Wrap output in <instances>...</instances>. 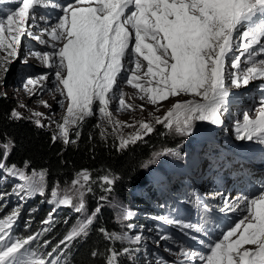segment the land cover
I'll return each mask as SVG.
<instances>
[{
	"label": "snow or ice",
	"instance_id": "6c2138e0",
	"mask_svg": "<svg viewBox=\"0 0 264 264\" xmlns=\"http://www.w3.org/2000/svg\"><path fill=\"white\" fill-rule=\"evenodd\" d=\"M8 2L18 6L0 14V71L5 74L8 65L18 57L22 39L30 35L29 29L38 16L37 9L50 6V0ZM75 4L79 6L69 4L63 7L57 23L50 30L45 29L50 39L62 46L57 47L54 43L51 52L34 53L45 67L55 66L56 88L67 101L65 115L57 124L53 142L75 143L69 139L70 128L79 126L97 111L100 118L112 126L119 139L118 151L153 131L152 123L140 121L127 137L117 132L121 122L113 121L108 106L125 69V60L134 65L128 68L130 75L126 77V83L142 93L141 100L146 96L149 103L155 105L181 94L200 98L176 101L163 117L155 118L156 124H162L182 137L192 134L197 121L211 125L222 123L230 95L226 81L235 88H241L260 80L264 92V0H75ZM31 38L46 44L40 37ZM145 62L146 70L141 76L138 73L145 69ZM229 64L231 71L226 67ZM45 79L47 76L28 77L24 88L31 91L30 86L35 88ZM58 102L63 104V101ZM42 103L49 107L46 101ZM119 105L122 109L132 107L126 104L123 93ZM32 117H35L32 122L37 127H43L42 113L34 112ZM22 118L15 109L12 110L10 119ZM235 131L238 140L255 139L264 145V100L254 118L248 112L243 113L242 122L237 124ZM101 134H104L103 129ZM10 143L0 145L5 158L9 154ZM166 154L178 156L174 150H166ZM27 167V162L24 168H19L0 161V179L20 181L13 186L11 194L0 193V200L8 195H16L19 199H28L36 193L44 195L45 172L33 170L28 175L25 172ZM90 179L88 170H81L72 180V195L66 192L60 196L53 188L51 196L54 199L48 202L71 206L77 213H84L83 189ZM100 179L105 185L114 183L108 175ZM87 191L91 188L88 187ZM242 203L247 215L210 244L209 252L198 254L181 246L176 253L175 264H192L196 259L201 264H264V186L257 196H244ZM191 204L199 207L195 199ZM98 212L99 208L74 225L59 244L42 256L31 248L41 233L26 237L13 235L20 209H12L0 217V264H61L63 249L68 248L73 240L88 235ZM127 218L125 215L124 219ZM157 219L181 229H193L197 233L203 231L200 227L167 216ZM52 223V213L41 221L42 225L49 227ZM49 227L43 231H48ZM99 231L106 240L128 245H139L143 239L140 235L129 237L126 233H108L103 228ZM158 236V246L160 241L171 239L159 233ZM49 245V241H43V246ZM246 245L253 247L247 248ZM137 251L138 248L130 246L122 247L119 252L109 248L104 264H119L120 256L134 259ZM91 255L96 257L98 252L93 251Z\"/></svg>",
	"mask_w": 264,
	"mask_h": 264
},
{
	"label": "rangeland",
	"instance_id": "374dc122",
	"mask_svg": "<svg viewBox=\"0 0 264 264\" xmlns=\"http://www.w3.org/2000/svg\"><path fill=\"white\" fill-rule=\"evenodd\" d=\"M50 2L54 6L51 4V7L37 9L38 13L40 12L47 17H43V21H47L46 27L49 28L57 22L52 24V19L49 20L48 18L51 15L57 14L55 10L62 15V8L70 3L69 0H50ZM15 7H17L15 3H9L8 0H0V14ZM33 29L32 25L29 29L30 35L22 39V44L18 49V57L8 65L7 73L5 74L0 71V97L8 99L21 117L31 122L35 119V117H32V113H42L41 123L43 127L39 128L48 132L53 137L57 131V124L62 122V118L65 115L67 101L64 97L60 96L56 88L55 66L47 68L43 65L42 61H37L32 56L36 52L52 51L46 44H41L38 40L31 38L33 36H40L38 31L35 32ZM226 67L231 71L230 64L226 65ZM40 76H47V79L40 81L35 88L30 86L31 91L24 88V81L28 77L38 78ZM127 76L124 75L119 80V84L114 92V98L108 106L110 112L113 111L115 100V105L117 103L119 105V101H117L119 96L116 97V95L121 92V86L127 87ZM261 84L262 81L256 80L246 87L235 88L231 85L230 81H226L230 95L228 98V110L222 116V123L220 125H211L207 122L197 121L193 125V132L190 136L182 137L174 134L162 124H156L155 118H151L150 115L147 117L141 115L139 118L136 117L137 113L133 111L124 114L121 112L116 113L121 118H119L121 127L117 129V132L125 137L135 131L140 121H144L153 124V131L151 133L162 129L166 137L172 140L171 145L158 148L148 160L140 164L135 171L137 180H135L134 186H128V189H130V197L128 198H139L138 200L141 202L148 201L152 203L153 207L157 206V202L161 204V207L174 204V208L170 210L174 214V218L172 219L180 220L183 223H189L203 229L202 232L197 233L193 229H181L168 225L154 216L139 214L132 204L121 196L107 193L103 197L100 206H105L111 210L114 216V224L118 227L119 234L126 233L129 237H135V234L139 232V235L143 238L140 244L134 247L139 249V251L134 253L136 259H129L123 256V258L127 259L128 263L139 264L137 260H140V264H165V262L166 264H175L177 259L176 253L181 246L192 251L198 250L200 247H206L211 244V240L214 243L216 239L222 237L223 232L234 227L239 222L237 220L234 224L232 222L230 227L223 228L219 222L217 223V220L221 217L218 213L227 215L231 220H234L235 214L229 211L233 209L224 208L226 207V202L234 198L235 203H237V200L242 202L244 196L255 197L259 194L261 186L264 185V170L261 168L260 163L255 164V162L264 163V145L255 139L252 141L238 140L236 139L235 131L237 124L242 122L244 112H248L253 118L255 117L256 111L260 107L258 106L259 102L262 100H257L253 94L262 95ZM4 93L7 95L5 96ZM145 98L147 99V97ZM178 98L169 97L167 100L159 101L157 104L152 105L154 107L166 106L161 109L157 117H163L167 111L166 108H170L176 101L183 102L200 99L199 97L183 94L178 96ZM42 101H46L49 107H45ZM58 101H63V104ZM21 105H24V107H21ZM138 106L140 108V105ZM144 107L146 106L144 105ZM148 107L150 106L146 107V111L156 109H148ZM113 121L118 120L114 119ZM84 123L89 126V130L95 138L110 139L112 144L119 148V139H117L116 134L113 132L112 126L100 118L98 111L94 115L86 117L79 126L70 128V140L74 141L76 139L78 130ZM102 129L103 135L101 134ZM228 141H230V146L226 145ZM55 142L66 145L62 140H56ZM3 144V142H0V145ZM166 150H174L178 153V156L166 154ZM8 151L10 152V147ZM0 152L2 153L0 161L6 162L7 157H4L2 148H0ZM215 160H217L216 163H214ZM248 162L254 166H248ZM25 172L31 175L33 170L25 168ZM35 172L39 173L41 171L35 170ZM19 182L13 178L0 179V193L7 192L11 194L13 186ZM179 182L183 186L174 189ZM53 188L57 189L60 196H63L66 192L68 195H72V182L64 185L55 184L51 187L45 174L44 195L36 193L28 199H19L16 195H8L3 200H0V205L5 204L4 209L9 204L12 209L19 208L20 214L16 223L18 222L19 227L23 228L26 227L27 223L26 218H22V214L38 209V206L35 207L36 202H34V199H41L42 202L52 208L51 210L55 209L54 213L60 209L69 211L78 218V223L88 215H91L86 203L84 213H77L71 206H57L55 203H49L50 199H54L51 196ZM83 191L85 201L86 188ZM126 195L128 196V194ZM193 199L199 202L198 208L192 206L191 200ZM125 215L128 216L127 219H124ZM162 216L168 217L169 215L168 213H164ZM218 224L220 227L214 231L213 238L210 237L208 230H213ZM158 233L170 236L171 239L160 241L158 246L156 243L159 239ZM37 243L38 240L35 245ZM245 247L251 248L253 246L246 245ZM205 252L196 253L204 254ZM192 264L201 263L199 259H196L192 261Z\"/></svg>",
	"mask_w": 264,
	"mask_h": 264
},
{
	"label": "trees",
	"instance_id": "16d2710c",
	"mask_svg": "<svg viewBox=\"0 0 264 264\" xmlns=\"http://www.w3.org/2000/svg\"><path fill=\"white\" fill-rule=\"evenodd\" d=\"M14 107L11 102L0 97V142L7 144L9 141L10 152L7 155L6 163L24 167L28 163L29 170L44 171L48 184L52 187L55 184L64 185L72 182L81 170H88L90 181L86 187L85 203L92 214L97 208L99 212L93 218V223L88 229L86 237H79L73 240L68 248L63 249L61 255V264H104L107 256V249L114 248L117 252L122 246L136 247L128 245L121 241H110L104 238L99 231L101 228L108 233H118L119 229L114 224V216L110 209L100 206L102 197L107 193H113L127 200L137 210L139 214H147L154 217L164 215L166 205L153 207L152 203L141 202L137 198L130 197V189L133 187L136 177V170L143 161L148 160L150 156L163 146L171 145V138L166 137L164 130L159 129L153 133L147 134L142 140L135 144H130L123 150L118 151V146L112 144L110 139L95 138L89 126L84 123L78 130L79 135L74 140L75 143L66 145L53 142L52 136L37 127L30 120L22 118L19 120L10 119V114ZM172 137V136H171ZM230 141L227 142L229 144ZM2 153L0 152V156ZM108 175L114 179L112 185H105L100 177ZM183 186L181 182L174 189ZM90 187L91 191H87ZM109 189V190H106ZM128 194V196L126 195ZM157 201V200H156ZM38 209L33 212H24L22 218H26V227H19L15 223L13 235L17 237H26L41 233L38 237L37 245L32 244V250L38 255H45L52 250V247L59 244L74 225L78 224V218L69 211L60 209L53 212L52 208L40 199H34ZM136 204V205H135ZM5 204L0 205V217L7 215L11 208L9 204L4 209ZM49 213H52V225H42ZM49 227L48 231H43ZM21 228V229H20ZM139 235V232L135 234ZM47 240L50 245L43 246V241ZM40 245V246H39ZM61 248L63 246L61 245ZM97 251L98 255L93 257L91 253ZM135 258V257H134ZM119 264L128 263L127 259L120 256ZM136 259V258H135ZM140 264V260H137Z\"/></svg>",
	"mask_w": 264,
	"mask_h": 264
},
{
	"label": "bare ground",
	"instance_id": "6f19581e",
	"mask_svg": "<svg viewBox=\"0 0 264 264\" xmlns=\"http://www.w3.org/2000/svg\"><path fill=\"white\" fill-rule=\"evenodd\" d=\"M65 1V0H64ZM68 1V0H67ZM72 2L70 3V4H72L73 5V7H76V6H79V5H76L75 4V0H71ZM52 3L50 2V6L49 7H51L52 5L54 6V4H52ZM64 4V3H63ZM66 4H67V2H66ZM18 6V5H17ZM48 8V7H47ZM56 8H58V7H56ZM61 9V8H60ZM55 12L57 13V14H55V15H51V17H49L48 19L49 20H51L52 19V24H54V22H57V18L60 16V13L59 12H57V10H55ZM62 12V11H61ZM38 18L36 19V21H35V24L33 25V31H35V32H37L38 31V33L40 34V39L41 40H44V41H46V45L47 46H49V48H51V50H52V45L54 44V43H56L57 44V47H59V46H62V44H60V43H57V42H55V41H52L51 39H50V37L45 33V29H48V30H50V28L49 27H46V25H47V21H43L44 19H41L40 17H44V18H47L44 14H41L40 12L38 13ZM50 23V22H49ZM55 25V24H54ZM54 25H52V26H54ZM134 42V41H133ZM34 58H35V60H37V61H41L40 59H38L35 55H32ZM146 63V62H145ZM124 65H125V69H124V71L121 73V78H123L124 77V75L125 76H127V74L128 75H130V72L128 71V68H130V67H133V65L132 64H130L129 63V61L128 60H125L124 61ZM144 70H146V65H145V69H142L141 71H144ZM139 75H141L142 76V74L143 73H138ZM118 84H119V82H118ZM126 86L127 87H122L121 86V92L120 93H117V95H116V97H118L119 96V98H120V95H121V93H123V98H124V100H125V102H126V104H129V105H132V107L131 108H128V109H122L121 108V106L119 107V105H118V103L115 105V101H114V106H113V111H111V113H112V118H113V120L115 119V120H120L121 118H120V115H117L116 113L117 112H121V113H129V112H136L137 113V116L136 117H139V116H141V115H143L144 117H147L148 115H150L151 116V118H156L157 117V115L160 113V111H161V109H163V108H165L166 106L164 105V106H162V107H154V106H152L153 104H151V103H149V101L146 99V98H144L143 100H141L139 97H140V95H142V93H139L138 92V90L137 89H135V88H133L131 85H129V84H126ZM115 97V98H116ZM146 97V96H145ZM119 98L117 99V101H119ZM176 98H178V97H176ZM179 99V98H178ZM138 105H140V108H139V106ZM144 105L147 107V106H150V107H148V109L149 108H156V109H151L150 111H146V107H144ZM261 105V101L259 102V105L258 106H260ZM168 106V105H167ZM141 109H143V110H141ZM167 110L169 109V108H166ZM112 110V109H111ZM142 112H144V113H142ZM164 113V112H163ZM130 115V114H129ZM119 116V117H118ZM124 117V116H123ZM120 118V119H119ZM140 118V117H139ZM125 119V118H124ZM126 123H127V121H126ZM226 145H228V146H230L229 144H226ZM217 159H218V156H217ZM228 159V158H227ZM216 161L217 160H215V162L214 163H216ZM264 186V185H263ZM224 188V187H223ZM237 197V196H236ZM224 207V206H223ZM224 208H231V209H233V210H229V211H231L232 213H234L235 214V217H234V220H231L230 219V217L229 216H227V215H222V214H220V213H218L221 217H219V220H217L218 222H219V224L221 225V227H223V228H227V227H230L231 225H232V222H233V224L237 221V220H241V219H243L244 218V216L245 215H247V213L245 212V210H244V205H243V203L241 202V201H238L237 200V203H235V201H234V198H233V200H228L227 202H226V207H224ZM246 213V214H245ZM217 214V213H216ZM245 214V215H244ZM228 230V229H227ZM226 230V231H227ZM225 231V232H226ZM199 262L201 263V261L199 260Z\"/></svg>",
	"mask_w": 264,
	"mask_h": 264
}]
</instances>
